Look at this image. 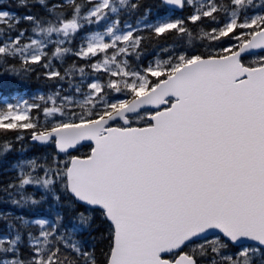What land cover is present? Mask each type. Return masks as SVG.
Wrapping results in <instances>:
<instances>
[{"label": "snow or ice", "instance_id": "1", "mask_svg": "<svg viewBox=\"0 0 264 264\" xmlns=\"http://www.w3.org/2000/svg\"><path fill=\"white\" fill-rule=\"evenodd\" d=\"M0 264H264V0H0Z\"/></svg>", "mask_w": 264, "mask_h": 264}]
</instances>
